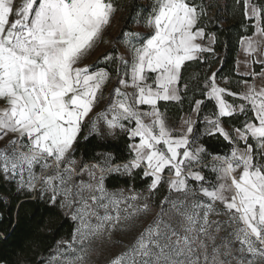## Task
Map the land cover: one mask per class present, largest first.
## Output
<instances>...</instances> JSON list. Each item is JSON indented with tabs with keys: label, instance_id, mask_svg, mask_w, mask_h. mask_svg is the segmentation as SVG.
Returning <instances> with one entry per match:
<instances>
[{
	"label": "snow or ice",
	"instance_id": "obj_1",
	"mask_svg": "<svg viewBox=\"0 0 264 264\" xmlns=\"http://www.w3.org/2000/svg\"><path fill=\"white\" fill-rule=\"evenodd\" d=\"M117 11L115 0H0V180L14 182L17 191L50 194L54 205L59 199L75 222L71 238L57 241L46 264H86L94 240H112L114 233L147 217L149 198L163 183L169 193L184 198L166 196L154 219L108 264H264V88L257 90L245 81L247 91L238 94L218 87L214 79L210 88L205 84L207 99L218 109L215 119L205 117L211 126L208 134L219 133L230 144L244 142L229 155L212 157L210 169L218 183L205 187V176L192 170L194 165L209 167L206 149L193 148L189 139L193 121L183 120L186 131L174 135L159 107L160 101L180 100L185 62L212 50L198 42L206 35L199 26L205 7L191 0H153L146 14L137 13L135 22L150 31L121 32L116 43L130 58L118 50L101 58L115 63L120 87L93 116L111 73L80 64L103 40ZM244 16L256 23L241 45L247 54L260 52L264 0H244ZM253 63L264 65V59ZM251 75H264V67ZM128 88L132 91H122ZM226 93L243 103H229ZM195 103L193 111L198 113L203 101ZM145 105L147 110L141 107ZM236 114L246 119L241 128H234L233 137L221 118ZM86 125L90 135L102 138L115 136L117 130L131 141L139 138L127 146L132 159L114 164L111 154H102L99 163L85 164L77 172L74 154ZM141 168L143 176L151 178L147 196L106 187L108 175L132 176ZM165 170L173 178L165 181ZM85 173L88 181L74 182V176ZM189 180L197 182L198 189L190 188ZM170 214L180 218L179 230Z\"/></svg>",
	"mask_w": 264,
	"mask_h": 264
},
{
	"label": "trees",
	"instance_id": "obj_2",
	"mask_svg": "<svg viewBox=\"0 0 264 264\" xmlns=\"http://www.w3.org/2000/svg\"><path fill=\"white\" fill-rule=\"evenodd\" d=\"M195 3H203L206 16L200 22V27L205 30V42L212 37L211 51L199 54L194 61L185 62L182 68V78L178 85L180 92L179 101H160L159 107L166 113L169 120L178 121L183 114L193 111L196 101L203 103L197 113L196 124L193 132H199L203 122V116L215 117L218 111L214 101L206 97L208 89L205 84L210 85L211 80L250 81L251 77L240 76L236 71V57L239 44L243 37L252 35L253 20L244 16V0H191ZM258 2V0H257ZM118 6L116 14L120 13V28L115 37L120 36L123 31H133L136 24L137 13L146 14L151 4L147 0H115ZM114 19V17H113ZM118 50L115 47L105 54ZM101 55L97 61H101ZM98 63V62H97ZM94 64L93 68H106L112 75L107 64ZM263 65L254 64L253 72L260 73ZM215 74V75H213ZM185 85L187 88L185 89ZM232 92L237 90L228 87ZM224 98L230 102L231 96ZM251 117L252 113L249 112ZM246 117L236 114L231 117H222L221 123L231 128H241ZM88 126L83 129L79 138L78 150L75 159L79 167L88 164H96L101 160L102 154H111L114 164H123L132 159L128 144L136 142L129 140L127 134L119 132L112 138L100 137L87 133ZM84 137H87L85 140ZM199 144L206 149L205 163L214 156L228 155L233 144L225 140L219 133L214 135L203 134L199 138ZM202 167V166H200ZM205 176L206 172L201 170ZM151 178L143 176V168L134 170L132 176L112 173L106 177L105 184L109 190L134 189L135 191L147 190ZM190 185L199 187L195 181H189ZM168 194L165 183L160 185L150 196L153 205L159 204ZM49 195L41 197L39 191L29 192L17 191L15 183H6L0 180V264H42L53 255L57 241L69 240L71 238L75 223L70 216L60 207L59 202L54 205L49 202Z\"/></svg>",
	"mask_w": 264,
	"mask_h": 264
},
{
	"label": "rangeland",
	"instance_id": "obj_3",
	"mask_svg": "<svg viewBox=\"0 0 264 264\" xmlns=\"http://www.w3.org/2000/svg\"><path fill=\"white\" fill-rule=\"evenodd\" d=\"M147 1L150 2V4H152V2H153V0H147ZM121 16H122V14L120 13V10H119V13L115 14L114 19L112 20V23L106 29V31L104 33L103 40L100 43H98V45L94 48V52H90L92 55L93 54H99V53L101 55H103L108 50H110L111 48L116 46L118 51L125 55L126 59L130 58L127 54L125 47L122 44H118L114 41V39L117 36V33L119 31V28H120V22L119 21H120ZM252 20H253V25H254L256 22L254 19H252ZM149 31L150 30H148L142 26V22H141L140 24L136 23L134 25L132 32H140L142 34H147ZM254 31H255V29L253 27V32ZM104 41H107V42H104ZM198 42L202 43L205 47L211 48L213 40L209 38L205 42H203V40H198ZM261 52H264V46L261 47L260 52H257L254 54H247L244 51V47L241 45L239 52L237 54L238 56H237V61H236L237 74L240 76H245V77L250 76L251 80L247 81V83L251 84V85H255L257 90L264 88V75H256L255 77H253L251 75V73H254L253 72V65L254 64H260V63H253V60L264 59V56H261ZM97 62H98L97 65L106 64L103 60H101L100 62L99 61H97ZM107 65L109 66L110 70L113 72L111 75V82L109 85H106L103 88V98L101 99L100 103L97 105V108H95V113L101 112L107 107L110 100L112 99V94L114 92V89L117 87H120V85L118 83L120 77H118L116 74L115 63H107ZM263 67H264V65H263ZM214 81L218 87L225 88L227 90V92L234 93V92H232V90L230 88H228L229 86L232 88H235L237 90L238 94L244 93L247 91V85L245 84V81H241V82L237 81V80L232 81V82H229L227 80H214ZM149 82H151V81H149ZM210 86H211V83L209 85V88H210ZM122 91L131 92L132 89L131 88L122 89ZM225 95H227V93ZM231 98H232V100L229 103H232L236 106H239L241 103H243V101H241L238 97L231 96ZM141 107L143 110L148 109V106H146V105L141 106ZM205 117H207V116H203L201 118L203 125H202L200 131L199 132H193L189 136V139L194 141V143L192 144L193 148L202 147L199 144V138L201 135L207 134L208 132L206 130L211 127L206 122ZM188 118H191V120L193 121V126H194L196 124V119H197V114L195 112L194 113L191 112L187 115H184L178 121H172V120H169L167 118L168 127L173 130L174 135H178L182 131H186L187 126L183 124V120L188 119ZM208 118L209 119H215V117H208ZM222 127L226 131H228L233 137H235L236 134L234 132V128L227 127L223 124H222ZM87 133L89 134V129L87 130ZM105 137L112 138L113 136H105ZM136 140H137L136 142H138L139 138H136ZM249 142L254 143L252 141H249ZM3 143L4 142H0V147H3ZM237 146L240 148H243L244 142L240 141V142H238V144H233V147H237ZM211 163H212V159L209 162H207V164H209V167H203L202 165H196V167H192L193 171H200L202 175H203V172L201 170H202V168L204 169V171L206 172V184L208 185V187H210L213 184L218 183V181L216 180V174L214 172H212L210 169ZM200 166H202V167H200ZM80 168L81 167H79V165L77 164V172L80 171ZM35 171H36L37 176L41 175V171H40L39 166H36ZM46 174H51V171H49ZM237 175H239V173H237ZM171 178H173V177L168 173L167 170H165V173H164L165 181H167L168 179H171ZM81 179H83L84 181H88L89 177L85 173L83 175H76L73 178L74 182H76V183H78ZM189 181H192V180H189ZM189 181H188V186L190 188L198 189V187H194L193 185H190ZM165 184L167 185V183H165ZM37 188H39V184L37 185ZM128 190L129 189H125L126 194H127ZM110 191H115V190H110ZM137 192L141 193L142 196L148 195L147 190L137 191ZM45 195H50V194H45ZM167 196L170 197L171 199H183L184 198L182 193H178L175 191H173L171 193H169V191H168ZM199 198L206 200V198H204L203 196H199ZM58 202H59V199H58ZM149 203L151 204V211L149 212L147 217H140V219L135 221L134 226H132L129 230H127L125 232L114 233L112 240H109L106 236L94 240L91 243V247L89 249V255L86 257V264H108V261L110 259H112L114 256L118 255L120 252L125 250L126 245H131L133 243V241L135 240L136 236L143 229V227H146L147 224L150 223L152 219H154L157 212L160 211L161 202L159 204L153 205V203L149 200ZM163 207L165 208V210H167L169 208V205L165 204ZM217 207L222 208L223 206L218 204ZM62 209L66 213L69 212V209H67V208H62ZM170 215H171V222H172L173 226L177 227V230H179L178 221L180 218L175 216L174 214H170ZM212 218L213 219H220V220L226 219V217H223V216H221V217H215L214 216ZM165 219H169V217L166 216ZM220 235L223 236V235H225V233L221 232ZM113 241H121V243H113ZM236 246L238 247V244ZM53 255H54V253H53Z\"/></svg>",
	"mask_w": 264,
	"mask_h": 264
},
{
	"label": "crops",
	"instance_id": "obj_4",
	"mask_svg": "<svg viewBox=\"0 0 264 264\" xmlns=\"http://www.w3.org/2000/svg\"><path fill=\"white\" fill-rule=\"evenodd\" d=\"M22 2V0H17V3L19 4V3H21ZM91 52H94V50H92ZM101 56V54L99 53V54H89L85 59H83L82 60V62H81V64H80V66L81 67H83V66H85V65H90V66H94V64L95 63H97V60H98V58ZM95 69V68H94ZM110 82H111V78L108 80V82L106 83V85H109L110 84ZM105 85V86H106ZM104 86V87H105ZM97 108V107H96ZM194 108H196V105L194 106ZM193 108V109H194ZM193 113H194V111H192ZM196 114H197V112H195ZM91 115H95V109H94V111H93V113L91 114ZM184 115H187V114H183L182 116H181V118L184 116ZM193 167H196V165H194Z\"/></svg>",
	"mask_w": 264,
	"mask_h": 264
},
{
	"label": "water",
	"instance_id": "obj_5",
	"mask_svg": "<svg viewBox=\"0 0 264 264\" xmlns=\"http://www.w3.org/2000/svg\"><path fill=\"white\" fill-rule=\"evenodd\" d=\"M240 46H241V41H240V44H239V49H240ZM239 52V51H238ZM238 56V55H237ZM236 61H237V57H236ZM237 67V66H236Z\"/></svg>",
	"mask_w": 264,
	"mask_h": 264
}]
</instances>
